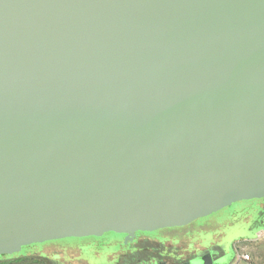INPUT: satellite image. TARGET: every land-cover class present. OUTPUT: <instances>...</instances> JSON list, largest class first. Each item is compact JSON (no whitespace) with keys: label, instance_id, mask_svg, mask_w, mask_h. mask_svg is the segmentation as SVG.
<instances>
[{"label":"water","instance_id":"95a60500","mask_svg":"<svg viewBox=\"0 0 264 264\" xmlns=\"http://www.w3.org/2000/svg\"><path fill=\"white\" fill-rule=\"evenodd\" d=\"M263 197L264 0H0V255Z\"/></svg>","mask_w":264,"mask_h":264},{"label":"flooded vegetation","instance_id":"af4514ba","mask_svg":"<svg viewBox=\"0 0 264 264\" xmlns=\"http://www.w3.org/2000/svg\"><path fill=\"white\" fill-rule=\"evenodd\" d=\"M242 214L247 217L249 216V223L252 222L250 229H254L261 225L264 210L258 209L252 211V216L246 212ZM254 218H256L255 221L252 220ZM225 221L217 219L210 223L197 224V220H195L182 227L163 228L151 232H135V237L132 238V241L135 242L133 245L129 244L128 241H124L126 246H122L123 241H112L104 245L105 249H116L111 256L105 258L104 264H151L155 262L180 264L194 258L197 252L200 254L207 252V249L212 251V259L215 260L224 255L227 247H229L222 240V235L217 234L224 227H231ZM209 224L210 227L216 229L214 231L216 236L212 237V240L208 244L201 246L194 240V236L198 233L196 230L198 227L204 228ZM166 232L175 234L162 237V233L166 234ZM161 238L165 239V241H159ZM87 246H77L75 250L72 249L74 250L72 251L73 256L69 255L68 247L64 246L58 247L57 252L53 251L50 255L44 251L45 247H41L35 254L39 258V264H93V261H96L98 258L101 249L91 248L90 258H86L82 253ZM180 247L183 249L180 250Z\"/></svg>","mask_w":264,"mask_h":264},{"label":"rangeland","instance_id":"374dc122","mask_svg":"<svg viewBox=\"0 0 264 264\" xmlns=\"http://www.w3.org/2000/svg\"><path fill=\"white\" fill-rule=\"evenodd\" d=\"M259 199L260 198L234 201L230 205L224 207L223 210H220L217 213L211 214L210 216L204 217L202 219H198L196 223L206 224L217 219H221L223 221L226 220L225 222H228V224L235 222L232 227H224L219 233H217L222 235V240L226 242L228 246H230V248L235 242H240L241 240H257L256 235L257 232L262 229V224L260 226H257L256 229H250L252 222L248 224L243 223V220L247 216H244L242 213L246 212L248 213V215H251L252 211L257 210L256 203L259 201ZM252 220L255 221L256 218ZM135 232L144 231H134L126 233L107 231L96 236L66 237L57 240H48L45 243H30L25 246H19L16 250L13 251L11 255H8V250H6L7 252H5V254L0 255V264H39V258L37 257V254H35V252L41 247H45L44 251L47 252L48 255H50L53 251L57 252L58 247H68L69 255L73 256L72 251H74L77 246L83 245H88L82 253L86 258H90L91 248L101 249L98 258L96 259V261H93V264H104L105 258L111 256L112 253L116 251V249H105L104 245L112 241H123L122 246H126L124 241H128L129 244L133 245L135 242L132 241V238L135 237ZM174 234L175 233L166 232V234L162 233L161 236H172ZM159 241H165V239L161 238ZM234 247L236 248V250L242 248L246 253L250 255V261L248 262V264H264V239H261L260 242L254 245L250 244L249 242L242 241L240 243H235ZM180 248V250L183 249L182 247ZM12 257H18V259L7 260Z\"/></svg>","mask_w":264,"mask_h":264},{"label":"crops","instance_id":"0c3cea01","mask_svg":"<svg viewBox=\"0 0 264 264\" xmlns=\"http://www.w3.org/2000/svg\"><path fill=\"white\" fill-rule=\"evenodd\" d=\"M251 200V199H250ZM256 209L258 210V209H263L264 210V197L263 198H260L259 199V201L256 203ZM213 214V213H212ZM211 215V214H210ZM210 215H208V216H210ZM205 217H207V216H205ZM202 218H204V217H200V218H198V219H202ZM198 219H196V220H198ZM195 221V220H194ZM250 221H249V216L248 217H246L244 220H243V223H245V224H248ZM235 222H233V223H231V224H229L231 227L233 226V224H234ZM189 224V223H188ZM188 224H185V225H182V226H186V225H188ZM182 226H179V227H182ZM254 229H256V228H254ZM216 229L215 228H213V227H210V224L209 225H207V227H204V228H201V227H198V229L196 230V232H198L195 236H194V240H197L198 238H199V236L200 235H202V234H206V235H208L209 237H214V236H216V234H214V231H215ZM263 230V228L260 230V231H258L257 232V237H258V235H259V233L261 232ZM257 237H256V239H257ZM242 241H245V242H249L250 244H252V245H254V244H256V243H258V242H260L261 241V239L260 240H255V239H252V240H241L240 242H242ZM240 242H235V243H240ZM234 243V244H235ZM234 244H233V246L230 248V246H229V248L230 249H232L235 253H236V248L234 247ZM11 255V254H10ZM20 258V257H19ZM11 259H18V257H12V258H10V259H7V260H11ZM234 264H248V262H245V261H242V260H236L235 261V263Z\"/></svg>","mask_w":264,"mask_h":264},{"label":"built area","instance_id":"2783aa9c","mask_svg":"<svg viewBox=\"0 0 264 264\" xmlns=\"http://www.w3.org/2000/svg\"><path fill=\"white\" fill-rule=\"evenodd\" d=\"M257 239L258 240L264 239V229L259 233ZM235 256H236V260H242L245 262L250 261V255L246 253L244 249L242 248H239L238 250H236Z\"/></svg>","mask_w":264,"mask_h":264}]
</instances>
